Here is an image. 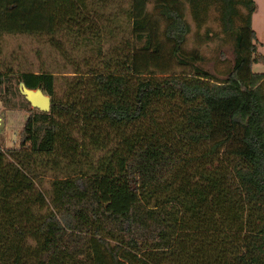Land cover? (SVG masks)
<instances>
[{"label":"trees","instance_id":"obj_1","mask_svg":"<svg viewBox=\"0 0 264 264\" xmlns=\"http://www.w3.org/2000/svg\"><path fill=\"white\" fill-rule=\"evenodd\" d=\"M119 1L0 0V35L88 45L125 30L96 8ZM124 1L130 37L111 68L84 56L86 70L64 76L59 97L51 71L18 74L51 104L29 109L17 148L0 146V264H264V71L253 69L264 52L253 0ZM186 5L198 28L214 10L232 38L223 76L184 48ZM35 165L56 171L48 200Z\"/></svg>","mask_w":264,"mask_h":264},{"label":"rangeland","instance_id":"obj_2","mask_svg":"<svg viewBox=\"0 0 264 264\" xmlns=\"http://www.w3.org/2000/svg\"><path fill=\"white\" fill-rule=\"evenodd\" d=\"M254 9L251 14V26L255 29L257 38L258 53L264 52V0H253ZM126 1H119L117 5L108 4L106 7L96 6L99 13L103 14V18L108 16H116L115 20L109 21L111 25L121 23L124 31L115 29L114 34L101 35L94 37L88 43L77 41L72 44L67 37H60V48L57 47V39L49 41L47 34L27 33V32H4L0 35V72L4 74V91L0 92V146L3 151L8 148L19 146V131L24 125V121L29 114V109L33 111L40 110L34 106L22 92L24 82L19 79V72L38 73L42 70L51 71L54 75V86L56 96H63L64 90L69 86V80L75 74V70L79 69L84 72L87 66L84 64V56L90 57L98 68L107 67V63L112 62V55L121 54L124 50L125 40L130 37V31L126 22L124 23V11L122 8L126 6ZM242 10L245 9L242 7ZM185 17L190 22L191 28L187 34L184 48L187 51L196 50L202 55V60H198L197 64L203 68L223 76L226 70L232 65L233 50L232 38L227 36L222 30L219 20L216 18V12L211 11L208 20L199 28L186 5ZM118 31V32H117ZM123 39V40H122ZM127 46V45H126ZM126 50V49H125ZM188 66L175 65L173 70L181 72L188 70ZM255 71H264V62H258L253 65ZM73 132H76L73 130ZM77 136V133H73ZM103 151L96 152L101 154ZM61 165H65V160L61 161ZM31 169V168H30ZM34 176L29 170V174L34 177L35 187L44 192L48 200L51 188V180L53 179V169H43L39 165L33 167ZM29 242L34 240L27 236Z\"/></svg>","mask_w":264,"mask_h":264},{"label":"water","instance_id":"obj_3","mask_svg":"<svg viewBox=\"0 0 264 264\" xmlns=\"http://www.w3.org/2000/svg\"><path fill=\"white\" fill-rule=\"evenodd\" d=\"M21 90L25 97L40 110L46 111L50 108L51 96L44 93L41 88H30L26 85H23Z\"/></svg>","mask_w":264,"mask_h":264}]
</instances>
